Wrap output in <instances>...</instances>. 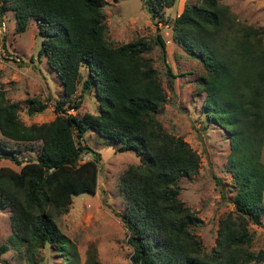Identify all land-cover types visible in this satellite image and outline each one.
<instances>
[{"label":"trees","instance_id":"obj_1","mask_svg":"<svg viewBox=\"0 0 264 264\" xmlns=\"http://www.w3.org/2000/svg\"><path fill=\"white\" fill-rule=\"evenodd\" d=\"M174 1L142 0L151 17ZM103 5L104 0H0V16L12 11L15 31H23L30 19L35 22L37 55L62 90L52 120L24 125L16 104L0 89V159L21 163L9 141L29 143L37 151L18 171L0 167V208L9 207L12 233L29 251L45 245L60 255L69 250L54 218L67 212L72 196L96 189L99 154L79 143L90 130L138 156L118 185L124 203L118 216L131 264L264 263V251L249 250L252 234L247 230L248 223L261 225L264 211V28L237 24L217 0L186 2L171 21L172 41L203 69L195 82L205 95V117L228 133L226 169L236 188L234 215L220 218L215 244L207 252L193 233L201 220L178 198V181L197 172L199 158L155 118L167 99L146 56L151 44L139 37L116 46L107 42ZM156 43L164 54L158 36ZM165 76L171 90L174 76L168 65ZM80 81L82 89L93 92L96 114L78 116L63 108L65 103L79 106L71 96ZM25 103L28 116L45 108L34 98ZM81 153L90 158L80 161Z\"/></svg>","mask_w":264,"mask_h":264},{"label":"rangeland","instance_id":"obj_2","mask_svg":"<svg viewBox=\"0 0 264 264\" xmlns=\"http://www.w3.org/2000/svg\"><path fill=\"white\" fill-rule=\"evenodd\" d=\"M186 2L192 4L194 0H175L172 6H163L151 17L142 0H104V38L114 46L138 37L151 44L146 56L158 73L167 99L155 118L166 131L181 137L199 158L197 172L191 178L178 181V198L201 220L193 233L208 252L215 244L220 218L234 215L232 196L236 188L226 169L228 133L215 121H208L202 108L205 95L198 90L195 81L203 74V69L172 41L171 21ZM217 2L227 6L237 24L258 30L264 28V0ZM0 21L4 24V29L0 30V89L5 99L16 104L17 116L24 125L52 120L53 107L56 100L62 98V90L44 57L37 55L40 37L35 22L28 20L25 29L17 32L12 11H5ZM157 36L164 43V54L156 43ZM262 39L264 41V37ZM165 65L174 76L171 90L165 83ZM80 73L84 75L83 69ZM30 98L45 104L41 113L26 114L25 101ZM71 98L72 104L79 102V106L73 109L71 104L65 103L66 113L78 116L97 113L93 92L82 89L81 81ZM103 139L90 130L79 138V143L97 152L100 159L94 193L72 196L67 212L54 218L58 230L68 240L69 250L65 255L57 254L47 245L27 250L12 233L9 207H4L0 208V264H131L127 233L118 216L124 210L118 185L121 173L128 165L137 164L138 156L132 150H121ZM28 144L9 141L7 146L17 151L16 158L21 163L16 165L1 158L0 167L18 171L24 162L33 161L36 147L29 148ZM260 148V162L264 167V142ZM89 158L87 153H81L79 160ZM262 203L264 206V189ZM247 230L252 234L249 250L264 251V211L261 225L248 223Z\"/></svg>","mask_w":264,"mask_h":264},{"label":"built area","instance_id":"obj_3","mask_svg":"<svg viewBox=\"0 0 264 264\" xmlns=\"http://www.w3.org/2000/svg\"><path fill=\"white\" fill-rule=\"evenodd\" d=\"M4 29V24L3 22L0 21V30H3Z\"/></svg>","mask_w":264,"mask_h":264}]
</instances>
